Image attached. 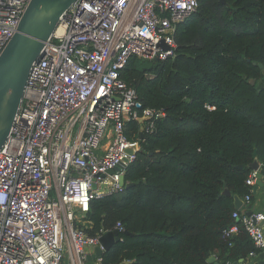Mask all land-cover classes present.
<instances>
[{
	"label": "built area",
	"instance_id": "built-area-1",
	"mask_svg": "<svg viewBox=\"0 0 264 264\" xmlns=\"http://www.w3.org/2000/svg\"><path fill=\"white\" fill-rule=\"evenodd\" d=\"M29 1L0 0V53ZM199 1L76 0L60 15L0 148V264H84L87 249L103 250V233L124 231L117 222L88 235L90 201L125 189L120 179L140 148L127 137L126 123L144 117L145 135L166 114L142 107L120 70L131 57H172L176 26ZM257 171L245 179L242 206L250 203ZM76 212L81 223L74 222ZM232 218L224 237L242 227L254 257L264 249V211L240 208ZM92 264H101V256Z\"/></svg>",
	"mask_w": 264,
	"mask_h": 264
},
{
	"label": "trees",
	"instance_id": "trees-1",
	"mask_svg": "<svg viewBox=\"0 0 264 264\" xmlns=\"http://www.w3.org/2000/svg\"><path fill=\"white\" fill-rule=\"evenodd\" d=\"M174 40L172 57L120 70L142 107L166 115L143 139L137 118L126 123L140 144L124 174L133 185L90 201L88 235L124 227L101 264H226L254 250L242 227L224 232L249 165L264 169V0H200Z\"/></svg>",
	"mask_w": 264,
	"mask_h": 264
},
{
	"label": "water",
	"instance_id": "water-1",
	"mask_svg": "<svg viewBox=\"0 0 264 264\" xmlns=\"http://www.w3.org/2000/svg\"><path fill=\"white\" fill-rule=\"evenodd\" d=\"M76 0H30L19 20L17 30L0 53V148L10 133L11 125L21 102L27 77L34 61L43 54L44 42L53 33L60 15ZM222 3L225 0H220ZM153 62L159 59L155 56ZM264 69L262 64H258ZM253 83V81H251ZM145 118L139 119V136L144 138L143 125ZM241 168V165L237 166ZM250 170L257 171V179L252 191L255 193L258 187L264 186V169L260 167L257 159L249 165ZM124 177L120 183L124 184ZM133 183L125 181V189ZM223 194L230 195L225 189ZM243 201L240 197L233 196V206L240 209ZM127 234L128 232L125 231ZM129 234V233H128ZM120 239L117 231H106L99 237V243L103 250L97 246L92 254L87 255V261L91 262L99 258L104 251L108 250ZM123 261L120 264H127ZM211 264H220L213 256L207 260ZM229 264H264V250L258 252L254 257L244 260L240 258Z\"/></svg>",
	"mask_w": 264,
	"mask_h": 264
},
{
	"label": "crops",
	"instance_id": "crops-1",
	"mask_svg": "<svg viewBox=\"0 0 264 264\" xmlns=\"http://www.w3.org/2000/svg\"><path fill=\"white\" fill-rule=\"evenodd\" d=\"M261 167V166H260ZM262 168V167H261ZM253 188V186H252ZM231 194V193H230ZM234 196V195H233ZM237 196V195H236ZM239 197V196H238ZM243 197H240L243 200ZM241 209H247V210H251V211H264V186L262 187H258L256 192L254 193L252 191V196H251V200L250 203L247 205H243L240 207ZM264 228V227H263ZM264 250V249H263ZM262 250V251H263ZM87 252L91 254V250L87 249ZM259 252V251H258ZM252 258L251 256H249V254L244 258V260L246 259H250ZM92 262V261H91Z\"/></svg>",
	"mask_w": 264,
	"mask_h": 264
},
{
	"label": "rangeland",
	"instance_id": "rangeland-1",
	"mask_svg": "<svg viewBox=\"0 0 264 264\" xmlns=\"http://www.w3.org/2000/svg\"><path fill=\"white\" fill-rule=\"evenodd\" d=\"M152 65H153V64H152ZM75 217H76V221H74V222H75V223H81V221H82V219H81V215H80L78 212H76ZM84 264H92V262L87 261V262H85Z\"/></svg>",
	"mask_w": 264,
	"mask_h": 264
}]
</instances>
